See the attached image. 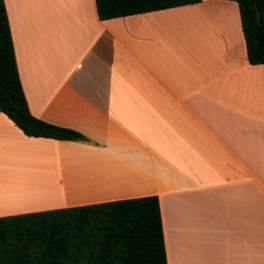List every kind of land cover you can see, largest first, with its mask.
Returning <instances> with one entry per match:
<instances>
[{
	"label": "crops",
	"instance_id": "1",
	"mask_svg": "<svg viewBox=\"0 0 264 264\" xmlns=\"http://www.w3.org/2000/svg\"><path fill=\"white\" fill-rule=\"evenodd\" d=\"M29 114L0 113V217L155 196L166 264H264V65L233 0L99 20L93 0H3Z\"/></svg>",
	"mask_w": 264,
	"mask_h": 264
},
{
	"label": "trees",
	"instance_id": "2",
	"mask_svg": "<svg viewBox=\"0 0 264 264\" xmlns=\"http://www.w3.org/2000/svg\"><path fill=\"white\" fill-rule=\"evenodd\" d=\"M99 20L193 5L200 0H93ZM246 61L264 65V0H233ZM0 113L24 136L86 142L32 117L17 74L0 0ZM0 264H166L155 196L0 217Z\"/></svg>",
	"mask_w": 264,
	"mask_h": 264
}]
</instances>
